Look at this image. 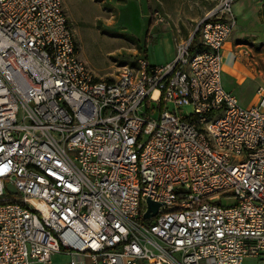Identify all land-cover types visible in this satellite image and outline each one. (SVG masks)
Returning a JSON list of instances; mask_svg holds the SVG:
<instances>
[{
	"label": "built area",
	"instance_id": "obj_1",
	"mask_svg": "<svg viewBox=\"0 0 264 264\" xmlns=\"http://www.w3.org/2000/svg\"><path fill=\"white\" fill-rule=\"evenodd\" d=\"M235 1L214 0L171 61L138 57L107 80L79 57L62 0H0V264L264 255V85L243 106L222 84Z\"/></svg>",
	"mask_w": 264,
	"mask_h": 264
},
{
	"label": "rangeland",
	"instance_id": "obj_2",
	"mask_svg": "<svg viewBox=\"0 0 264 264\" xmlns=\"http://www.w3.org/2000/svg\"><path fill=\"white\" fill-rule=\"evenodd\" d=\"M62 1L73 30L79 57L97 77L107 80L116 75L120 65L125 62L130 64L138 53L147 52L148 61L152 64H164L169 60L172 50L157 40L170 38L176 51L180 42L193 38L197 22L212 7L210 0ZM251 6L253 31H250L246 38L249 39L248 44L264 59V0H252ZM149 23L151 27H148ZM235 27H242L238 15ZM261 69L264 70V62ZM235 95L243 106L252 98L251 91L244 94L236 90ZM167 106L173 109L171 103ZM176 110L186 115L192 112L190 106ZM157 115L158 112L155 111L153 116ZM219 198L220 205L235 203L232 195L219 193ZM244 264H264V255L257 258L246 257Z\"/></svg>",
	"mask_w": 264,
	"mask_h": 264
},
{
	"label": "crops",
	"instance_id": "obj_3",
	"mask_svg": "<svg viewBox=\"0 0 264 264\" xmlns=\"http://www.w3.org/2000/svg\"><path fill=\"white\" fill-rule=\"evenodd\" d=\"M145 1L148 2V0ZM209 2H212L213 5V0H210ZM251 5L252 0H236L234 2L233 10L236 15V19L237 15L239 16V19L242 23V27H235L231 36L227 39L223 46L222 55L223 87L226 90L231 91L234 95L236 90L242 91V93L244 94L246 93V91H251L252 98L250 101L247 102L245 106L251 105L258 101L259 98L256 94V90L258 86L264 85V70L261 69L262 62H264V59H262V57L258 55L259 52H257V50H254L253 46L248 44L249 39L246 38L249 32L253 31L252 27L254 24V18L251 12ZM148 27H151V23H149ZM197 40L198 37L195 38V41ZM157 41L165 43L166 46L171 48L172 54L169 57V60L165 61L164 63L171 61L175 56V49L170 38L158 39ZM254 51L256 52L254 53ZM138 57H144L148 61L147 52H142L140 54H136L134 60L131 61L130 64H133ZM262 106H264V101H262ZM70 259L71 257L68 254L55 253L51 257V264H68ZM84 262L88 263L89 258L84 257Z\"/></svg>",
	"mask_w": 264,
	"mask_h": 264
},
{
	"label": "water",
	"instance_id": "obj_4",
	"mask_svg": "<svg viewBox=\"0 0 264 264\" xmlns=\"http://www.w3.org/2000/svg\"><path fill=\"white\" fill-rule=\"evenodd\" d=\"M158 206H159L158 202H155V201L147 198V208L144 211V213L142 214L143 218L148 219V218L153 217L157 212Z\"/></svg>",
	"mask_w": 264,
	"mask_h": 264
},
{
	"label": "trees",
	"instance_id": "obj_5",
	"mask_svg": "<svg viewBox=\"0 0 264 264\" xmlns=\"http://www.w3.org/2000/svg\"><path fill=\"white\" fill-rule=\"evenodd\" d=\"M197 33L195 32L194 36H193V39H195ZM146 223H150L151 221L150 220H145Z\"/></svg>",
	"mask_w": 264,
	"mask_h": 264
}]
</instances>
